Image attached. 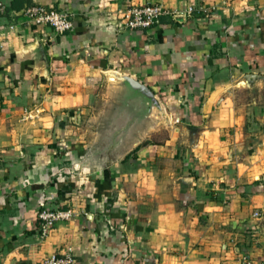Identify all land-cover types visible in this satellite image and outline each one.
Returning a JSON list of instances; mask_svg holds the SVG:
<instances>
[{"label":"crops","instance_id":"obj_1","mask_svg":"<svg viewBox=\"0 0 264 264\" xmlns=\"http://www.w3.org/2000/svg\"><path fill=\"white\" fill-rule=\"evenodd\" d=\"M157 2L159 26L121 27ZM0 3V264L264 261V0ZM35 5L74 28L28 25Z\"/></svg>","mask_w":264,"mask_h":264},{"label":"built area","instance_id":"obj_2","mask_svg":"<svg viewBox=\"0 0 264 264\" xmlns=\"http://www.w3.org/2000/svg\"><path fill=\"white\" fill-rule=\"evenodd\" d=\"M6 6L0 3V15L6 14ZM171 12L161 3L157 2L145 6H131L126 9L121 17V27L128 31H144L153 29L161 24L164 16ZM25 23L38 27H49L56 33L63 34L74 28V19L66 10H56L44 5L28 7L22 13ZM255 216H259L258 213ZM41 222V237L47 238L53 227L64 221H70L75 217L74 210H44L38 215ZM45 264H75L72 254L61 257L54 256ZM237 264H264V261L254 260L250 256H243Z\"/></svg>","mask_w":264,"mask_h":264},{"label":"water","instance_id":"obj_3","mask_svg":"<svg viewBox=\"0 0 264 264\" xmlns=\"http://www.w3.org/2000/svg\"><path fill=\"white\" fill-rule=\"evenodd\" d=\"M124 80L130 87L131 92L139 96H143L145 99H149L152 102H155L154 93L151 91L149 87H147L146 85L142 84L141 82L131 77H126Z\"/></svg>","mask_w":264,"mask_h":264},{"label":"rangeland","instance_id":"obj_4","mask_svg":"<svg viewBox=\"0 0 264 264\" xmlns=\"http://www.w3.org/2000/svg\"><path fill=\"white\" fill-rule=\"evenodd\" d=\"M128 103H129V102L125 101V104H126V105H128ZM135 152H137V151H135ZM135 152H133L132 154H135Z\"/></svg>","mask_w":264,"mask_h":264}]
</instances>
